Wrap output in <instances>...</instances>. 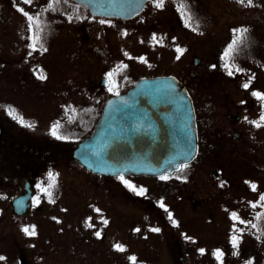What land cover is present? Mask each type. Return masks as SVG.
<instances>
[{
    "label": "flooded vegetation",
    "instance_id": "flooded-vegetation-1",
    "mask_svg": "<svg viewBox=\"0 0 264 264\" xmlns=\"http://www.w3.org/2000/svg\"><path fill=\"white\" fill-rule=\"evenodd\" d=\"M49 4L54 7L50 9ZM177 10L184 30L199 33L207 29V26L191 25L188 9ZM23 13L34 18L31 26ZM140 15L128 20L96 16L74 0H59L58 3L55 0H28V3L0 0V25L5 24L8 32L4 39L0 37V190L3 195H9L6 203L0 202V210L8 208L12 219L19 223L30 219L34 210L57 209L61 192L56 187L57 176L65 164L104 179L182 175L189 184L196 179L192 176L196 171L194 166L198 165L200 178L196 186L184 187L189 193L186 201L189 200L194 208L199 207L202 223L210 227L202 243L213 249L201 251V258L209 253L215 264H264V199H261L264 197V100L253 95L264 96V58H258L254 49L253 25L232 26L230 41H220L221 48L213 49L215 54L219 53V60L208 61L206 65L218 67L221 73L205 75L186 71L184 75H167L175 76L192 97L199 147L203 148V144L214 146L216 153H198L180 171L160 177H106L87 170L74 158L76 148L94 133L110 99L123 95L142 79L165 76L158 75L157 64L151 61L148 51L151 46L146 45L139 50L142 51L138 56L140 60L134 64L140 70H143L142 65L150 66L151 72L142 71L143 74L132 77L134 79L128 77L133 61L126 59L125 23ZM76 23L82 24L80 36L76 30H71ZM36 35L38 42L34 40ZM114 45L117 62L113 65L100 62L102 55L112 60ZM86 47L91 55L92 73L85 77L79 75V81L78 59ZM226 47H230V55L226 54ZM95 60L99 61V66ZM149 61L151 63L147 64ZM211 78L217 83L207 86ZM23 94L39 99V105L33 107L23 99ZM80 98L82 100L78 101ZM11 110L22 117L24 124L9 115ZM200 121L206 126H199ZM28 179L33 196L30 213L24 216L15 211L14 203L23 195ZM18 189V194H10ZM39 193L45 194L48 201L45 198L38 202ZM233 237L237 240L235 247ZM105 238H108L102 244L105 255L110 257L113 252L119 264L140 262L142 236L134 234L129 239L111 243V236L104 234L98 241ZM176 243L183 254H178L175 264L179 261L182 264L188 252L178 240ZM116 245L124 251L116 250ZM24 263L19 259V264Z\"/></svg>",
    "mask_w": 264,
    "mask_h": 264
},
{
    "label": "rangeland",
    "instance_id": "rangeland-1",
    "mask_svg": "<svg viewBox=\"0 0 264 264\" xmlns=\"http://www.w3.org/2000/svg\"><path fill=\"white\" fill-rule=\"evenodd\" d=\"M185 1L193 3L199 10L197 14L208 21L205 31L197 33L184 30L178 15L177 0H163V6L160 8L156 7L158 0H151L144 13L125 23L126 59L133 61L127 73L128 77L134 79L142 75V71L151 72L150 66L142 65L143 70H140L138 65L134 64L140 60L138 56L142 51L139 50L146 45L151 46L148 51L152 57L151 61L157 64L158 75H184L186 71L205 75L219 74L218 67L215 69L206 64L208 61L215 63L219 60V53L215 54L213 49L221 48L220 41H230L232 26L253 25L254 40L258 43L255 51L258 58H264L263 7L256 10L252 1L249 5L248 0ZM255 14L260 16L256 17ZM4 25H0V37L3 39L8 35ZM71 30H76L80 36L83 33L82 24L76 23ZM111 36L106 35V38L112 39ZM122 41L123 39L121 43ZM177 48L183 50L182 53H178ZM87 50L89 48L86 47L83 56L78 59L79 81V75L85 77L92 73L93 66L89 60L91 55ZM226 52L227 55L231 54L230 47H226ZM116 53L117 47L114 45L112 57L115 60L102 55L99 61L105 65H113L117 62ZM95 61L99 66V61ZM149 63L151 62H147ZM230 72L231 69L228 70V73ZM216 83V80L211 78L207 86ZM23 95V99L32 103L33 107L39 105V99L30 94ZM81 100L82 98L78 99ZM201 102L206 106L204 101ZM47 118L53 119L51 115H47ZM203 123L200 121L199 126L205 125ZM207 127L211 129L210 125ZM199 148V154L216 153L214 146L211 148L203 144V148ZM198 160L199 157L196 161ZM196 161L194 164H197ZM64 166L60 170L61 174L57 176L56 187L61 191L57 209L34 210L30 219L19 223L12 219L6 206L4 207L7 209L0 210V264H19V259H23L24 264H119L113 252L112 257L105 255L102 244L108 238L98 241L102 240L99 238L104 234L111 236V243L126 237L129 239L130 235L134 234L142 236L138 264H175L179 260L178 254H183L178 249L176 240L180 242V246L184 245L188 252L182 264H215L209 253L204 254L207 255L204 258L200 255L204 249H213L211 245L204 247L205 244L202 243L205 231L210 227L202 223L199 207L194 208L189 200L186 201L189 193L184 185L191 189L190 185L197 183L200 178L199 173L197 174V169H200L198 165L194 166L196 171L192 176L196 179L190 184L185 178H181L182 175L164 179H104L83 170L79 171L72 164ZM19 192L20 189L10 194ZM8 196L3 195L0 190V202L6 203ZM45 198V194L39 193L37 201L41 202ZM45 200L48 201L47 198ZM55 218L59 221L56 222ZM25 228L29 230L28 233L24 231ZM156 229L158 231H154ZM33 230L34 235L30 234ZM207 239H210L208 235ZM179 250L180 252H176ZM174 254L177 257H173Z\"/></svg>",
    "mask_w": 264,
    "mask_h": 264
},
{
    "label": "water",
    "instance_id": "water-1",
    "mask_svg": "<svg viewBox=\"0 0 264 264\" xmlns=\"http://www.w3.org/2000/svg\"><path fill=\"white\" fill-rule=\"evenodd\" d=\"M94 15L131 19L148 0H74ZM127 102V103H124ZM198 154L196 113L185 86L173 76L143 79L110 99L92 136L74 151L89 171L103 176L170 175ZM33 196L28 179L15 211L27 216Z\"/></svg>",
    "mask_w": 264,
    "mask_h": 264
},
{
    "label": "snow or ice",
    "instance_id": "snow-or-ice-1",
    "mask_svg": "<svg viewBox=\"0 0 264 264\" xmlns=\"http://www.w3.org/2000/svg\"><path fill=\"white\" fill-rule=\"evenodd\" d=\"M23 2H24V3H28V0H23ZM55 2L58 3L59 0H55ZM249 5H251V0H249ZM162 6H163V0H158V2H157V4H156V7H157V8H160V7H162ZM53 7H54L53 4H49V8H50V9H52ZM20 11L23 12L22 9H20ZM23 14L26 16V18H27V20L30 22V26H31V22L34 21V18H33L32 16H29L27 13H23ZM101 23H103V21H101ZM36 27H37V31H39V24H38V23H37ZM244 31H246V30H244ZM153 39H155V37H153ZM34 40H36V41L38 42V35L34 36ZM176 51H177L178 53H182L183 50L177 48ZM177 59H179V56L177 57ZM229 74H231V72H230ZM42 78H43V77H42ZM244 87L247 88L248 85L245 84ZM253 95H256L259 99L264 100V96H260L259 93H253ZM124 103H127V102H124ZM9 115H13V118H14V119H17L19 123L24 124V121H23L22 117H18V116H16V115H14V110H11V111L9 112ZM24 126H26V127H31V125H27V124H25ZM257 126H259V125H257ZM53 134H55V131L53 132ZM57 138H59V137H57ZM161 178L164 179V177H161ZM125 183H127V182H125ZM128 186L131 187V185H128ZM253 187H255V186H253ZM133 190H134V189H133ZM140 192L142 193V192H143V189H141ZM137 194H140V193H137ZM261 199H264V197H262ZM233 216L235 217V214H233ZM170 218H171V217H170ZM104 223L107 224V221H105ZM24 231H25L26 233L29 232V230H28L27 228H25ZM154 231H158V229H156V230H154ZM30 234L34 235V234H35L34 230H33L32 233H30ZM97 235H99V234L97 233ZM236 244H237V240H236L235 237H233V246L235 247ZM116 250L121 251V252L124 251V249H123L121 246H119V245H116ZM218 256H219V254H218ZM0 259H2V257H0ZM132 259L134 260L135 258L133 257Z\"/></svg>",
    "mask_w": 264,
    "mask_h": 264
},
{
    "label": "trees",
    "instance_id": "trees-1",
    "mask_svg": "<svg viewBox=\"0 0 264 264\" xmlns=\"http://www.w3.org/2000/svg\"><path fill=\"white\" fill-rule=\"evenodd\" d=\"M177 1L179 2V6H178L179 10H181L183 12L184 10L188 9L191 12L190 13L191 25H194L196 27H199V26L204 27V26H207L209 24L208 21L205 20V17H202L201 15L197 14V11H199V10L197 9V7L193 3L190 4L189 1H185V0H177ZM251 1L253 3L254 7L256 8V10L260 9L261 7L264 8V0H251ZM187 4H189V5H187ZM254 16L258 17L260 15L255 14ZM257 46H258V43L255 42L254 43V49L255 50H256Z\"/></svg>",
    "mask_w": 264,
    "mask_h": 264
}]
</instances>
